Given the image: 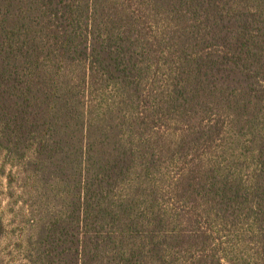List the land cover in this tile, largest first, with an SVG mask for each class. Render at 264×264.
<instances>
[{"label": "trees", "instance_id": "obj_1", "mask_svg": "<svg viewBox=\"0 0 264 264\" xmlns=\"http://www.w3.org/2000/svg\"><path fill=\"white\" fill-rule=\"evenodd\" d=\"M0 180L20 264H264V0H0Z\"/></svg>", "mask_w": 264, "mask_h": 264}, {"label": "rangeland", "instance_id": "obj_2", "mask_svg": "<svg viewBox=\"0 0 264 264\" xmlns=\"http://www.w3.org/2000/svg\"><path fill=\"white\" fill-rule=\"evenodd\" d=\"M4 186H5V182L1 181L0 180V190H1V193H2V190H4ZM7 204H8V201L6 199V195L5 193L4 194H0V215H2L3 217V220L6 221L5 222V225H8V221L11 220V214L9 213V210H7ZM4 213V214H3ZM1 217V216H0ZM14 226H8L7 228H12ZM9 242L5 241V242H2L0 244V252L2 253L3 255V258H4V262L6 264H20L19 260L17 259V256H15V254H13L12 252V247H11V243H12V238H9ZM8 244V246L6 247V245L4 244ZM15 256V257H13ZM13 257V258H12Z\"/></svg>", "mask_w": 264, "mask_h": 264}]
</instances>
